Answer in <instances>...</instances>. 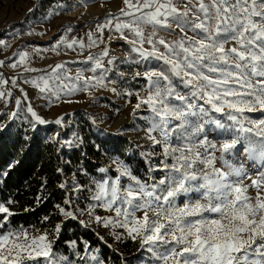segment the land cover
I'll return each instance as SVG.
<instances>
[{
	"label": "snow or ice",
	"instance_id": "snow-or-ice-1",
	"mask_svg": "<svg viewBox=\"0 0 264 264\" xmlns=\"http://www.w3.org/2000/svg\"><path fill=\"white\" fill-rule=\"evenodd\" d=\"M123 2L120 14L130 20L117 22L115 30L121 38H126L124 29L133 34L136 39L130 43L140 46L132 51L142 59L160 60L167 66L143 73L147 95L137 94L133 109L135 115L136 109L147 106L149 115L143 117L148 122L146 136L153 145L162 147L164 159L159 170L166 174L158 183L147 184L133 176L123 161L113 159L118 175L111 181L96 182L92 199L122 219L96 216V222L123 228L127 237L139 240L141 248L151 253L152 264H264V115L256 119L246 115L264 114V0H187L182 9L176 0ZM52 14L58 13L48 15ZM111 24L108 20L98 30ZM173 25L184 35L172 41L156 37L158 29ZM145 26H151L152 31L146 33ZM188 31L194 35L188 36ZM63 41L61 37L57 43ZM88 41L89 46L96 42L91 33ZM76 43L73 40L66 46L72 48ZM145 43L152 45L151 50L143 47ZM227 43L232 46L226 48ZM4 44L0 40V45ZM79 46L83 48L84 43ZM103 54L107 55V49ZM19 55L24 63L28 54ZM100 67L96 60L92 71ZM62 68L57 64L48 79L40 77L42 87L35 79L26 82L59 99V90L49 86V79H61L57 70ZM93 79L96 83L90 85ZM174 79L188 91H178ZM89 86L107 85L103 76L87 78L83 89L63 85L65 94ZM16 103L19 106L20 100ZM27 111L37 123H46L31 106ZM15 116L13 112L10 119ZM55 123L61 124V119ZM209 133L223 139L216 143L209 139ZM241 157L254 162V175ZM125 176L131 181L126 186L121 184ZM245 178L251 183L245 184ZM249 189L255 190L254 197L248 194ZM192 193L198 198L187 200L182 207L177 205L178 197ZM95 206H89V216ZM141 211L143 215L138 217L136 213ZM60 212L76 218L72 211L60 208ZM0 214L2 228L14 213L0 203ZM55 231L58 235L59 224ZM111 234L121 239V234ZM54 243L46 230L34 234L23 225L9 228L0 232V264H65L67 258L53 251ZM91 259L95 261L97 256Z\"/></svg>",
	"mask_w": 264,
	"mask_h": 264
},
{
	"label": "rangeland",
	"instance_id": "rangeland-1",
	"mask_svg": "<svg viewBox=\"0 0 264 264\" xmlns=\"http://www.w3.org/2000/svg\"><path fill=\"white\" fill-rule=\"evenodd\" d=\"M185 3L187 2L185 1ZM124 7L123 0H0V40L5 41L4 45L7 52H12L13 57L26 51L30 56L28 60L26 59L25 66L27 65V68L37 71L49 67L52 69L57 64L63 65L62 69L57 70V74L61 76L58 84H55L58 89L54 88V91L59 90V99L53 96L51 92L40 94L39 90L36 94H32L26 88L21 93H17L18 97L13 101L10 96L12 94V83H6V81L0 83V92L3 93V96L0 97V130L9 127L12 131L18 124H27L49 140L56 141L61 147L72 149L79 145L82 137L83 120L86 119L91 125V131L97 137L108 141L110 159L101 167L107 169V171L102 173L99 168L97 174L90 178V184L86 189L75 182L70 183L71 188L69 191H72L73 194L67 199L69 203L65 211H72L76 218H67L62 214L59 225L61 226L68 219L75 220L83 229H92L100 239L103 237L101 240L106 245H111L115 249H119L121 242L126 240L135 241L140 247L139 256L135 259V264H152L151 253L141 248L139 240L127 237V233L123 228L105 227L102 222H96V216L102 219L104 217H112L114 220L122 219V217H116L114 211L105 210L99 206L101 202L92 199L93 194L97 190L96 182H103L104 179L111 181L118 175L116 171L117 165L112 163L113 159L118 158L123 161L128 165L133 176L147 184L158 183L166 174L165 171L159 170L162 167L160 162L164 159L162 147L153 145L146 136L145 129L148 126V122L143 117L149 115L147 106L142 105L141 108L136 109L135 115H133V109L138 102L137 94L140 97H146L147 95L145 89L148 86V82L144 78L143 73L149 69H166L167 66L160 60L142 59L138 53L132 51L134 46H140L139 44L133 45L130 43L131 40L136 39L133 34L124 29L123 34L126 38H121V33L115 30L117 22L130 20V17L120 14V9ZM50 12L58 14L49 16ZM45 17L48 18L45 19ZM108 20H112V24L104 27L101 31L105 37L111 34V54L105 57V59L111 61L112 67L110 69H106L102 65V61L100 70L95 73L94 71L86 73L83 69L85 67H82V65H65L67 64L65 61L67 57L60 56L58 58V56H55L54 58L50 56L52 53L61 52V49L67 51L66 44L69 43L72 35L77 36L75 34L77 26L88 23L93 24L90 33L94 35L100 31L98 30L99 26L106 24ZM105 31L107 32L105 33ZM151 31V26H145L146 33ZM183 35L184 33L175 25L171 29H158L156 33L157 38L162 37L165 41H172ZM187 35L192 36L194 33L188 31ZM61 37L64 38V41L58 44L57 42L61 40ZM82 40L84 41L83 38ZM54 45L57 46L53 48ZM231 46V43L225 45L226 48ZM29 47H32L35 51L31 53L32 49L30 50ZM143 47L151 50L152 45L145 43ZM156 47L161 52L164 51L162 45L156 44ZM53 61L54 64L52 65L51 62ZM137 72L141 73V75L137 76ZM78 73L80 74V79H77ZM49 74L51 72L47 69L42 71L41 75L35 76L36 74H34L33 79L38 81L40 77ZM64 75H68L67 80L70 81L68 85L75 84L80 89H83L84 81L89 77L99 78L103 76L104 83L107 86H89L87 90H78L72 94H65L67 89L63 85L67 84V82H65L66 79H63ZM89 83L90 85H95L96 81L93 79ZM174 83L177 86V90L181 93L188 91L182 86L179 79H174ZM113 88L115 91H112ZM127 93L132 94L128 95ZM20 98L26 99L28 106H31L33 111L46 123L39 124L34 121L21 102L17 106L16 102ZM13 112L16 113V116L10 119ZM246 115L256 119L264 114L246 113ZM120 118H123L122 122H119ZM57 119H61V124L55 123ZM153 135L158 137V133H153ZM209 139L219 143L223 137H217L214 133H209ZM173 142L175 143V141ZM137 159H141L145 163V167L135 164ZM240 160L243 161L249 173L254 175V162L246 161L243 157ZM239 162L237 161V163ZM167 163L171 164V159ZM150 169L152 170L150 171ZM129 183L131 181L128 177L121 178L122 185L126 186ZM244 183L250 184L251 180L245 178ZM248 194L254 197L255 190L249 189ZM196 198H198V195L192 193L178 197L176 203L182 207L187 200ZM90 205H96L91 209V216H89ZM136 215L140 217L143 212H137ZM81 221L85 223H81ZM18 227H13L8 221L0 228V232ZM28 230L34 234L44 232ZM113 232L121 234V239L117 240L111 234ZM48 234L51 240L55 239L52 235L57 236L55 230L52 234ZM66 244L69 248L67 253L56 250L53 245L54 252L67 258L65 264H104L97 249L86 248L84 252L80 253L74 241H68ZM93 255L97 256V260L91 259Z\"/></svg>",
	"mask_w": 264,
	"mask_h": 264
},
{
	"label": "trees",
	"instance_id": "trees-1",
	"mask_svg": "<svg viewBox=\"0 0 264 264\" xmlns=\"http://www.w3.org/2000/svg\"><path fill=\"white\" fill-rule=\"evenodd\" d=\"M83 121L79 145L72 149L61 147L27 124H18L12 131L9 127L0 130V203L14 213L9 218L13 227L23 225L52 234L62 219L60 208H67L65 200L73 194L70 183L88 188L90 178L110 159L108 141L97 137L90 123ZM135 164L145 167L141 159ZM53 236L56 250L67 253L66 242L74 241L80 253L97 249L104 264H135L140 252L139 244L131 240L121 242L119 249L109 247L92 229H83L71 219Z\"/></svg>",
	"mask_w": 264,
	"mask_h": 264
},
{
	"label": "crops",
	"instance_id": "crops-1",
	"mask_svg": "<svg viewBox=\"0 0 264 264\" xmlns=\"http://www.w3.org/2000/svg\"><path fill=\"white\" fill-rule=\"evenodd\" d=\"M185 1L187 2V0H185ZM106 32L107 31H105V33ZM107 36L105 37L104 33L101 30L98 31L97 33L92 35L93 39L96 42L94 44H92L91 46H89V41H83L81 37L72 35V37L70 38L69 43H71L73 40L77 41V43L73 44L72 48H68L66 46L68 48L67 49L68 52L64 51L63 49H61V52L57 53V52L54 51L55 53L50 54V56L54 57V58H55V56H58V58L60 56L67 57V59H65L67 64H65V65H69V66L82 65V67H85V68H83L85 70V72L89 73L95 67L96 60H99L100 62H102L105 59L106 56L111 54V46H110V42H111V37L110 36H111V34L108 37ZM81 41L84 43V47L83 48H81L79 46ZM29 48H30V50L32 49V51H30L31 53H33L35 51V49H33L32 47H29ZM105 49H107V55L103 54ZM29 56L30 55L28 54L27 55V60H28ZM89 57H92V59L90 60ZM51 63L53 65L54 61L51 62ZM4 64L11 71V76L9 77V79H14L15 77L21 76L23 74L22 78L24 79L25 82L33 80V75L34 74H36L35 76H37V75H41L42 71H45V70L48 69L51 72V70H52L49 67V68H46V69H39L38 71L37 70L36 71H32L31 73L28 72V71H25V68H27L26 67L27 65L25 66V62L24 63H20V55L16 54V55H14L12 57V52L11 53L7 52V56L4 59ZM13 64H15L16 66L13 67L12 66ZM98 70H100V68H96L94 73L97 72ZM44 77L46 79H48L49 75H45ZM67 77H68V75H64L63 79L64 80L66 79L65 82H67V85H68V83L70 84V81L67 80ZM59 80L49 79V86L53 90H54V88L58 89V86L56 87L55 84L57 85ZM26 83L29 84V85H32L31 83H28V82H26ZM37 83L41 87L43 86L42 81L38 80ZM46 92H48V91H46Z\"/></svg>",
	"mask_w": 264,
	"mask_h": 264
},
{
	"label": "built area",
	"instance_id": "built-area-1",
	"mask_svg": "<svg viewBox=\"0 0 264 264\" xmlns=\"http://www.w3.org/2000/svg\"><path fill=\"white\" fill-rule=\"evenodd\" d=\"M177 7L183 8V6L186 4L185 0H176ZM93 28V24H83L79 25L75 28V34L81 38L84 39V41L88 40V33H90L91 29ZM7 56V49L5 45H0V76H2V81H6V83H13L15 81V85L19 86L21 90H16L12 86V94L10 95L12 97V100L14 101L17 97V93H21L24 89H28L32 94H36L39 91V87H34L33 85L27 84L24 79L21 76L15 77L14 79H9L11 76V71L7 68V66L4 64V59ZM102 65L106 69H110L112 67V64L109 63L107 59H104L102 62ZM12 85V84H11Z\"/></svg>",
	"mask_w": 264,
	"mask_h": 264
},
{
	"label": "bare ground",
	"instance_id": "bare-ground-1",
	"mask_svg": "<svg viewBox=\"0 0 264 264\" xmlns=\"http://www.w3.org/2000/svg\"><path fill=\"white\" fill-rule=\"evenodd\" d=\"M20 102H21L22 106L27 110L28 107H29L27 100L24 99V98H20ZM122 121H123V118H120L119 119V122H122Z\"/></svg>",
	"mask_w": 264,
	"mask_h": 264
}]
</instances>
